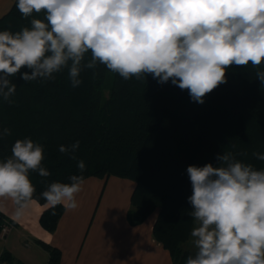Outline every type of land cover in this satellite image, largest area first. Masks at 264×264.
Returning <instances> with one entry per match:
<instances>
[{"label":"clouds","instance_id":"9594fccd","mask_svg":"<svg viewBox=\"0 0 264 264\" xmlns=\"http://www.w3.org/2000/svg\"><path fill=\"white\" fill-rule=\"evenodd\" d=\"M16 7L25 19L42 12L44 19L32 18L17 32L0 31V98L8 103L17 88L10 77L18 73L26 82L46 81L67 69L76 88L81 72L99 63L125 80L151 74L160 84L171 81L203 104L227 82L230 66L264 64V0H17ZM255 75L264 84V70ZM8 135L10 129L0 131V138ZM78 148L76 141L59 151ZM11 152L0 162V198L14 203L19 220L35 192L29 172H50L41 166L43 146L30 138L16 140ZM253 155L264 161V153ZM217 160L216 167L187 168L196 226L190 232L195 252L186 264H264V168L229 151ZM77 167L83 173L84 161ZM69 180L41 193L48 205L78 207L84 177Z\"/></svg>","mask_w":264,"mask_h":264},{"label":"trees","instance_id":"16d2710c","mask_svg":"<svg viewBox=\"0 0 264 264\" xmlns=\"http://www.w3.org/2000/svg\"><path fill=\"white\" fill-rule=\"evenodd\" d=\"M16 4L0 17V31L17 32L30 26L32 18L44 19L43 12L25 19ZM90 58L86 54L82 63ZM258 70H264V64L259 69L230 66L227 82L207 94L203 104L171 81L160 84L151 74L125 80L99 63L81 72L82 83L76 88L67 69L46 81L26 82L18 73L10 77L17 86L12 103L0 98V131H11L0 138V162L12 156L16 140L30 138L43 146L41 166L50 175L29 172L33 200L41 205L47 204L41 193L48 185L70 183L72 175H83L84 181L118 177L134 182L127 221L136 227L157 214L155 241L168 251L172 264H186L195 252L183 247L195 227L189 215L188 166H219L217 156L229 151L237 160L264 168V161L253 155L264 153V84L256 78ZM76 141L74 153L59 151ZM80 160L86 166L83 173L77 167ZM65 210L63 205L47 209L40 218L43 229L55 233ZM4 220L13 225L0 214V228ZM43 246L48 264H61L62 252ZM0 262L14 263L8 254Z\"/></svg>","mask_w":264,"mask_h":264},{"label":"crops","instance_id":"0c3cea01","mask_svg":"<svg viewBox=\"0 0 264 264\" xmlns=\"http://www.w3.org/2000/svg\"><path fill=\"white\" fill-rule=\"evenodd\" d=\"M15 1L0 0V17L10 12ZM135 188L134 182L118 177L85 180L76 196L78 207L65 210L55 233L40 223L52 206L32 200L17 220L14 203L0 198V214L14 225L0 241V258L8 254L13 264H48L49 253L43 246L47 245L62 252L61 264H172L168 251L153 237L157 214L136 227L127 221Z\"/></svg>","mask_w":264,"mask_h":264},{"label":"built area","instance_id":"2783aa9c","mask_svg":"<svg viewBox=\"0 0 264 264\" xmlns=\"http://www.w3.org/2000/svg\"><path fill=\"white\" fill-rule=\"evenodd\" d=\"M13 225L10 224L8 221L4 220L2 227L0 228V241L5 239L12 231ZM0 264H11L9 262H3Z\"/></svg>","mask_w":264,"mask_h":264},{"label":"rangeland","instance_id":"374dc122","mask_svg":"<svg viewBox=\"0 0 264 264\" xmlns=\"http://www.w3.org/2000/svg\"><path fill=\"white\" fill-rule=\"evenodd\" d=\"M183 247H184L185 250H195V248H194V246L192 244V238H191V240L188 243H186L185 245H183Z\"/></svg>","mask_w":264,"mask_h":264}]
</instances>
